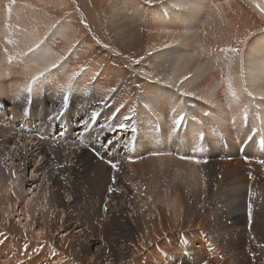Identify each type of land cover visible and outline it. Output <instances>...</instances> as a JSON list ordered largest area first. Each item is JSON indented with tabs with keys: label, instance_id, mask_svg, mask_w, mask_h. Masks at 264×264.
<instances>
[{
	"label": "bare ground",
	"instance_id": "bare-ground-1",
	"mask_svg": "<svg viewBox=\"0 0 264 264\" xmlns=\"http://www.w3.org/2000/svg\"><path fill=\"white\" fill-rule=\"evenodd\" d=\"M78 1L91 14L88 1ZM104 1L92 11L102 23L91 14L89 30L71 0H0V120L8 127H0V264H56L62 257L53 246L78 252L84 264H118L175 225L200 230L188 232L198 245L194 264H261L264 0ZM30 104L40 107L36 115ZM90 105H103L108 116L124 105L114 124L134 114L127 147L105 152L111 130L104 140L88 133L74 142ZM46 111L63 116L49 119ZM40 115L46 125L37 128ZM29 122L36 130L18 138V126ZM47 130L52 137L40 139ZM108 159L119 161L118 171ZM109 186L117 191L109 194ZM205 242L221 254L206 261Z\"/></svg>",
	"mask_w": 264,
	"mask_h": 264
},
{
	"label": "rangeland",
	"instance_id": "rangeland-1",
	"mask_svg": "<svg viewBox=\"0 0 264 264\" xmlns=\"http://www.w3.org/2000/svg\"><path fill=\"white\" fill-rule=\"evenodd\" d=\"M72 1V3H73V6L77 9V11H78V16H79V20H80V22H82V23H84V24H86L88 27H86V28H90L91 26V24L90 23H92V21H90V20H88V17L89 18H91V14H94V18H92V19H94L95 20V22L96 23H102L101 21H100V15L95 11V12H92V11H94V9H96L98 6H99V3L98 2H100L101 1V4L100 5H102V2L103 3H105V1L104 0H97V1H95L96 3H92L91 1L92 0H86V1H88V5L90 6V9L92 10L91 11V14L89 13V12H84L83 10H82V5L83 4H80V2L78 1V0H71ZM98 3V4H97ZM96 4V5H95ZM93 7V8H92ZM96 7V8H95ZM86 15H89V16H86ZM90 24V25H89ZM104 26H102V28H103ZM101 28V29H102ZM90 30V29H89ZM104 31V30H103ZM90 33H91V36L92 37H95V31H89ZM106 39H108V36L106 37ZM98 40V39H97ZM97 43V42H96ZM97 45H99V44H97ZM102 48V47H101ZM104 51H107L108 53H111L110 52V49L107 47V48H105V47H103L102 48ZM125 61L127 62V60L125 59ZM124 65V67H127V69L130 71V72H133V69L132 68H130V66L128 65V63H124L123 64ZM70 88V87H69ZM68 90V88H66V92H68L67 91ZM64 91V92H65ZM83 95V92H80L79 91V96L78 97H82V95ZM65 95V94H64ZM21 97H23V96H21ZM20 101H22V102H24V99H19ZM35 100H37V99H35ZM25 103V102H24ZM62 103V102H61ZM65 105V106H64ZM99 106H101V107H99ZM29 111H28V114H31V116H33V115H36L37 114V112H35V111H38L39 109H40V107H37V108H35V111H33V108H32V104H30L29 105ZM63 107V108H62ZM62 107H60V108H62L61 110L62 111H64L63 109H65V108H67V105L64 103V101H63V103H62ZM65 107V108H64ZM104 109H106L103 105H95V106H93V105H90V106H86V110H85V112H89V111H91L90 112V114H89V116L88 117H86V119H88L90 116H91V114H92V110H95V111H98V112H101V115L98 117V119H97V121L95 122V124L91 127V129H90V131L91 132H86L85 134H87L88 135V133H90L89 134V136L91 137V139H95V138H101V136L104 134L105 136H108V134H110V131L109 130H111L112 131V129H111V127L110 126H105L106 125V123H107V125H114V122L115 121H106V118L107 117H109L108 115H109V113L107 112V110H104ZM52 111H54L55 109H51ZM49 112V111H46V113L47 114H50V115H53L54 113L53 112ZM105 111V112H104ZM104 112V113H103ZM108 114V115H107ZM69 115H71L72 116V113H69ZM41 116H43V115H40V117ZM54 116V115H53ZM102 116H104V117H102ZM22 117V116H21ZM29 118V119H28ZM39 118V117H38ZM102 118H103V120H102ZM4 120H5V118H3ZM26 120H29V121H31V118H30V115H28V117H26L25 118ZM34 119V118H33ZM40 119V120H39ZM39 119H37V117H36V119H35V125L37 126V128L39 127H41L45 122H46V120L45 119H43L42 117L41 118H39ZM4 120H0V127L2 128V129H4L5 131H7L8 130V127H6L5 128V122H4ZM82 120H83V118H82ZM103 122V123H102ZM31 122H29V123H26V124H23L22 126H18V130H19V135L20 136H18V138H25L22 134V132H24V131H26V132H28L29 130H32V128H33V126H31V124H30ZM39 123H40V125H39ZM42 123V124H41ZM77 124H80V122H77ZM99 124V125H98ZM104 124V125H103ZM18 125V124H17ZM17 125L15 126V124H14V121L13 122H11V125L10 126H12V127H14V128H17ZM26 125V126H25ZM44 125H46V124H44ZM98 125V126H97ZM4 126V127H3ZM79 127H80V125H78ZM98 127V128H97ZM93 128V129H92ZM79 130H80V128H79ZM99 130V131H98ZM48 131V130H47ZM50 131H52V130H49L48 131V136L46 135V139H48V138H50V137H52L51 136V134H49L50 133ZM77 131V130H76ZM97 131V132H96ZM101 132V133H100ZM136 132V131H135ZM135 132H133L134 134H135ZM103 133V134H102ZM133 133L131 132V133H129L128 135H133ZM94 134V135H93ZM116 133L115 132H113V134H112V136H114ZM99 136V137H98ZM84 137H85V135H84ZM126 137V136H125ZM27 138V137H26ZM28 139V138H27ZM26 139V140H27ZM101 139H105V138H101ZM31 141L32 139L31 138H29L28 140H27V142L28 141ZM106 142V141H105ZM29 143V142H28ZM29 146H30V144H29ZM201 155H202V153H201ZM203 155H207L206 153H203ZM150 184V183H149ZM85 189L87 188V187H84ZM86 192V191H85ZM183 216V214L181 215V217ZM180 217V216H179ZM2 221V220H1ZM5 222V218H4V221H2V224L0 225V233H5V228L2 226L3 225V223ZM172 225H174V223H172ZM191 229V227L190 228H188V229H183V227H180V226H178V225H175V227H172L171 229H170V231L168 232V233H166V234H168V235H170V236H166V237H164L162 240L163 241H155V244H152V246H147L148 245V243H147V241H149V240H147L144 244H139L138 246H136L135 247V249H136V251L135 252H128L129 254L127 255H125V256H119L121 259H119L118 261H116L115 260V263H118V264H162V262H163V264H184V262H183V260L185 259V260H192V262L190 263V264H194V260L195 259H198V255H197V253H195L196 254V257L195 258H193L191 255L192 254H190V253H193L195 250H196V247L198 246V245H194V243L192 244V242L191 243H188V240H189V238H192L191 237V235H188V232H191L192 234L194 233V232H196V233H199L200 232V230H196V229H192V230H190ZM170 233V234H169ZM204 233H206L208 236H209V232L208 231H205ZM187 236V237H186ZM1 237V236H0ZM5 236H3L2 235V237L1 238H4ZM136 238H137V240H138V237L136 236ZM184 240V241H183ZM192 240V239H191ZM139 241V243H140V240H138ZM166 241V243H170V244H167V245H164L163 243ZM107 242V241H106ZM185 242V243H184ZM116 243V244H115ZM117 243H119V241H116V239L115 240H112V246H113V248L114 249H116V246H117ZM213 244V243H212ZM141 245H142V248H141ZM169 245V246H168ZM64 246V245H63ZM146 246V247H145ZM185 246V247H184ZM52 250H55V252H56V254H59L62 258L61 259H58L56 256V259H55V262H56V264H84L83 262H81V257H80V255L78 254V252H74V250H67V251H62L61 249H59V248H57V247H52ZM199 250V249H198ZM200 250H203V251H205L206 252V254L203 256L204 258H205V260L206 261H211V259L215 256V255H219V254H221V251L219 250V253H218V251H212L213 250V247L211 246V244H208V243H206L205 242V247H203V249L201 248ZM192 251V252H191ZM188 254H187V253ZM216 254H215V253ZM1 253V252H0ZM2 255L3 254H5L6 255V253H1ZM134 254V255H133ZM214 254V255H213ZM58 255V256H59ZM132 255V256H131ZM185 255H187V256H185ZM217 255V256H218ZM7 256H11V255H7ZM236 256V255H235ZM1 257V256H0ZM188 258V259H187ZM7 259H11V257H8ZM58 259V260H57ZM18 260H20L19 258H17V262L16 263H13V264H25V262H20V261H18ZM21 260H23V259H21ZM57 260V261H56ZM190 260V261H191ZM60 261V262H59ZM167 263H166V262ZM102 263V262H101ZM103 263H104V261H103ZM102 263V264H103ZM5 264H11L9 261L7 262H5ZM52 264V263H51ZM261 264H264V261H262L261 262Z\"/></svg>",
	"mask_w": 264,
	"mask_h": 264
},
{
	"label": "snow or ice",
	"instance_id": "snow-or-ice-1",
	"mask_svg": "<svg viewBox=\"0 0 264 264\" xmlns=\"http://www.w3.org/2000/svg\"><path fill=\"white\" fill-rule=\"evenodd\" d=\"M149 2H151V0H149ZM257 6L259 7V5H257ZM261 11H264V8H262ZM85 27H87L86 24H85ZM11 42L12 41H9V43H11ZM97 43H99V41H97ZM39 47H40V44H37L34 47H30L28 49V51L33 52L36 49H38ZM103 47L107 48L108 45L105 44V45H103ZM221 51L239 52V49H237V48L227 49L226 48V49H221ZM141 59H143V58L141 57ZM9 60H11V57H9ZM137 63H139V61H137ZM56 67H57V64H55V63L51 65V68H56ZM50 70H51L50 68H45L43 72H40L37 76L32 77V82L35 83L37 80H39L41 77H43L46 72H48ZM185 79H187V77H185ZM32 91H33V89L30 85L28 88L29 94H31ZM113 91H115V90H113ZM233 95H235V93H233ZM68 99H69V97L67 95H65L63 97L64 103H67ZM102 103H104V105L106 107L110 106L107 104L106 101H102ZM123 107H124V105H120V107L116 108L115 111L111 114V116L106 118V121H114L116 119L117 114L120 113V111ZM100 115H101V112L93 110L91 116L88 119H85V120L80 122V132L77 134V139H76V141H74L75 143H83L82 138L84 137L85 133L90 131L91 127L95 124V122L97 121V119ZM62 116H63V112L61 111L60 113H57L54 116H50L49 119L59 121L62 118ZM246 118L247 117H245V119ZM133 119H134V114L124 115L122 117L121 122H119V123H116L114 125H107V123H106L105 126H110L112 128V131L115 132L116 134L114 136H112L110 139H107V141L105 143L101 144V147L105 150V152H110L112 148L117 147L118 145L121 147H127V145L124 143V136L127 135L129 131H132V132L137 131L135 125H130V123H129ZM183 120H184V117L181 116L175 122L177 127H179L182 124ZM255 133H256V129H253V135H255ZM121 134H123V135H121ZM39 138L45 139L46 137L41 136ZM251 139H252V137H249V140H251ZM89 147L97 156H99L100 159H105L104 156H102L99 152H97L95 147H93L91 145ZM183 158L184 157H182V159ZM131 159L132 158L129 157L130 161H131ZM245 160H246V162H251V158H249V157H245ZM197 162H199V161H197ZM257 162L264 164V161H257ZM106 163H108L111 166V168L113 169L114 172L119 170V168H118L119 161H114V160L108 159V160H106ZM58 167H65V165H59ZM13 175H15V173H13ZM249 176L251 179L252 178L251 173H249ZM115 182H116V177L113 176V178H112L113 185L115 184ZM115 191H117L116 188L109 186V188H108L109 194H111ZM70 198L71 197H69V199ZM106 210H107V205L105 204V211ZM248 216H249V220L251 221V217H252V205H251V203H249V205H248ZM2 235H3V233H0V236H2ZM0 243H3V241L0 240ZM262 247H264V246H262ZM25 248H27V245H25ZM53 255H55L54 250H53Z\"/></svg>",
	"mask_w": 264,
	"mask_h": 264
}]
</instances>
